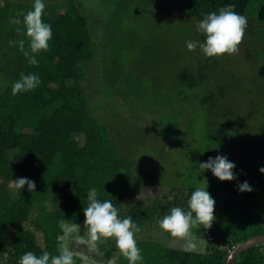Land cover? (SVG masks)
I'll return each mask as SVG.
<instances>
[{"label": "trees", "instance_id": "obj_1", "mask_svg": "<svg viewBox=\"0 0 264 264\" xmlns=\"http://www.w3.org/2000/svg\"><path fill=\"white\" fill-rule=\"evenodd\" d=\"M28 2L0 0V264H20L29 251L37 256L60 255L63 223L84 221L83 209L93 188L98 199L112 201L120 218H133L139 229L134 233L136 242L145 249L137 264H225L237 243L264 234V174L258 171L264 166V124L253 147L235 164V179L208 183L215 219L207 229L204 225L191 229L206 246L184 250L186 240L163 231L158 222L173 207L187 210L195 188L179 187L173 198H153L145 205L134 199L139 182L133 160L119 155L108 130L90 111L84 92V65L96 56L87 17L73 0H43L42 19L51 25L52 38L47 50L35 54L39 63L32 65L20 50L21 40L29 49L23 25L13 23L33 8L34 3ZM184 2L186 16L198 19L234 5L233 10L247 18L252 41L260 44L248 48L246 56L264 78V0ZM202 71L194 75L181 69L178 77L193 87L207 76ZM31 73L39 76V85L13 95L21 74ZM209 157H215L212 145L194 157L193 169L200 172V162ZM19 177L34 180L35 190L28 192L25 186L18 192ZM243 181L253 191H238ZM100 244L107 258L118 249L114 238ZM73 260L76 264L74 256ZM234 264H264V244L243 250Z\"/></svg>", "mask_w": 264, "mask_h": 264}, {"label": "rangeland", "instance_id": "obj_2", "mask_svg": "<svg viewBox=\"0 0 264 264\" xmlns=\"http://www.w3.org/2000/svg\"><path fill=\"white\" fill-rule=\"evenodd\" d=\"M73 1L89 21L96 51L84 65V92L119 155L133 160L136 201L173 198L179 187L204 188L217 179L210 170L193 169L194 157L209 145L215 156L243 160L264 124V78L246 56L260 44L247 27L236 52L206 57L199 46L186 47L204 36L196 31L201 19L186 16L184 0ZM181 69L207 76L190 87L179 79ZM63 228L59 249L67 247L76 264H129L119 249L104 256L105 238L91 241L84 222ZM195 242L198 249L206 246ZM136 244L144 254L142 243Z\"/></svg>", "mask_w": 264, "mask_h": 264}, {"label": "clouds", "instance_id": "obj_3", "mask_svg": "<svg viewBox=\"0 0 264 264\" xmlns=\"http://www.w3.org/2000/svg\"><path fill=\"white\" fill-rule=\"evenodd\" d=\"M45 3L43 0H34L33 8L26 13H22L23 19H15L13 23L22 24L23 30L29 42V49H24V41H19L20 50L28 58V63L36 65L37 53L47 50L49 40L52 38L51 25L44 22ZM234 5L221 8L218 12L212 11L204 15L196 27V31L204 36L203 41H186L188 50H194L198 46L206 57L219 56L224 53L236 52L237 45L242 40L244 29L247 25V18L233 10ZM40 83V78L35 73L28 75L21 74L12 88V94L29 91L36 88ZM218 148V147H217ZM216 149V148H215ZM200 167L206 171L210 170L212 175L219 181H231L235 179V162L228 159L223 154L209 157L207 161H201ZM203 171V172H204ZM264 174V166L258 169ZM32 192L36 188V182L28 177L15 179V188L21 193V189ZM206 187H197L191 192L188 199L187 210L181 207H173L170 213L159 220V227L168 232L173 237L184 238L186 243L184 250L198 249L191 229L204 225L209 228L215 219L214 207L215 199ZM150 190H147L145 194ZM238 191H253L252 186L243 181L238 185ZM141 194H138V199ZM89 204L83 209L84 223L88 226V236L91 241L103 238H114L120 253L128 259L129 264H137L142 261L140 249L137 247L134 233L138 227L133 223L131 216L120 218L118 209L111 200H100L97 198L96 190L93 188L88 194ZM77 228L79 225L76 226ZM20 264H74L73 253L64 247L60 255H51L44 252L37 256L29 251L20 258Z\"/></svg>", "mask_w": 264, "mask_h": 264}, {"label": "water", "instance_id": "obj_4", "mask_svg": "<svg viewBox=\"0 0 264 264\" xmlns=\"http://www.w3.org/2000/svg\"><path fill=\"white\" fill-rule=\"evenodd\" d=\"M264 244V234L254 235L244 241L237 243L229 252L225 264H234L243 250L250 246Z\"/></svg>", "mask_w": 264, "mask_h": 264}]
</instances>
